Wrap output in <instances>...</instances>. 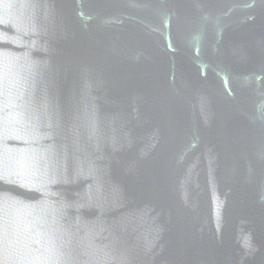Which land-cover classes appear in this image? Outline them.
Listing matches in <instances>:
<instances>
[{
    "label": "water",
    "instance_id": "1",
    "mask_svg": "<svg viewBox=\"0 0 264 264\" xmlns=\"http://www.w3.org/2000/svg\"><path fill=\"white\" fill-rule=\"evenodd\" d=\"M0 264H264V0H0Z\"/></svg>",
    "mask_w": 264,
    "mask_h": 264
}]
</instances>
